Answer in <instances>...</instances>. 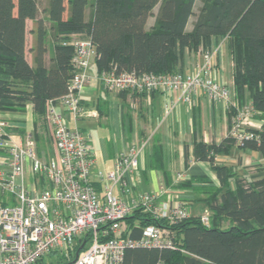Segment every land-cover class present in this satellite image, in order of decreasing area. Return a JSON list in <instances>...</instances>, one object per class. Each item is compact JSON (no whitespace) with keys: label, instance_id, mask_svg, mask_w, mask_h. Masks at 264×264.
<instances>
[{"label":"trees","instance_id":"1","mask_svg":"<svg viewBox=\"0 0 264 264\" xmlns=\"http://www.w3.org/2000/svg\"><path fill=\"white\" fill-rule=\"evenodd\" d=\"M195 1L47 0L40 12V0H0V112L23 111L31 104L43 121L47 101L66 93L73 74V50L65 44L71 35L91 39L98 74L183 72L185 49L227 39L234 101L237 106L244 100L252 104L260 128H249L254 137L241 144L228 133L217 144L194 143V160L208 163L218 181L214 186L204 175L194 177L204 182L197 188L205 194L200 201L208 210V223L201 222V215H190L170 227L173 248H130L122 264H264V163L237 173L216 161L234 146L264 159V0H202L192 29L186 31ZM27 21H32L30 29ZM125 220L132 238L147 225L162 223L140 210ZM67 263L68 258L56 264ZM36 264L53 263L44 258Z\"/></svg>","mask_w":264,"mask_h":264},{"label":"built area","instance_id":"2","mask_svg":"<svg viewBox=\"0 0 264 264\" xmlns=\"http://www.w3.org/2000/svg\"><path fill=\"white\" fill-rule=\"evenodd\" d=\"M65 44L73 50V74L66 93L55 102L47 101L43 121L50 129L55 156L41 158L31 135L23 141L11 139L7 122L0 119V151L6 157L0 164V192L12 199L0 204V264H36L51 254L59 261L68 258L67 264H122L130 248H173L170 227L188 218L189 208L182 200H161L163 188L135 194L130 183L149 139L125 144L115 156L112 171L93 174L95 160L88 137L78 128H70L56 110L58 102L74 120L89 114L81 107V95L90 79L95 47L89 37L79 34L71 35ZM209 59L195 73L109 70L99 73L98 79L109 92H175L177 102L186 105L201 90L226 112L232 110L227 133L241 144L254 137L248 129L253 127L255 111L250 102L237 106L230 88L210 77ZM26 175L31 179L29 186ZM92 176L103 184L102 193L93 185ZM135 210L161 225L149 224L138 238H132L125 219ZM200 220L207 224L209 214L201 215Z\"/></svg>","mask_w":264,"mask_h":264},{"label":"crops","instance_id":"3","mask_svg":"<svg viewBox=\"0 0 264 264\" xmlns=\"http://www.w3.org/2000/svg\"><path fill=\"white\" fill-rule=\"evenodd\" d=\"M46 4L47 0H44L42 9ZM201 5L202 0L195 1L193 15L187 21L186 31L192 29ZM156 10L157 7L154 12ZM153 22L154 18L151 17L147 26L150 27ZM27 25L30 29L33 25L32 21H27ZM47 44L45 58L48 61L51 54L50 39ZM28 45L31 46L30 34ZM27 59L33 65L30 52L27 54ZM208 59L211 68L210 77L218 83L226 84L233 93V61L226 38L213 39L206 48L200 45L197 50L185 49L182 71L195 73ZM89 75L90 79L81 95V107L89 114L74 120L58 102L55 105L70 128H78L84 134L93 126L104 131V138L101 137L97 144L85 134L95 160L92 173L112 171L115 156L125 144L148 138L149 142L139 158V167L130 176L133 192L135 194L157 192L163 188L165 192L160 199L164 202L175 203L185 198L192 206L191 209L189 208L192 216L208 213L207 209L202 213L197 207L204 205L200 199L204 198L205 194L197 188L203 186L204 182L194 177L204 175L214 186H218V181L208 163L194 160L193 145L196 142L219 143L227 133L232 110L226 112L220 103L209 100L201 90L197 92L190 105L178 103V94L169 91H155L148 95L109 92L98 79L99 74L95 71L94 59L89 68ZM0 119L7 122L11 139L23 141L27 135H31L41 158L48 159L55 156L50 129L33 113L31 104H27L23 111L0 112ZM251 124L254 129H259L261 125L255 118L252 119ZM98 148L106 171L97 168ZM232 150L234 153L231 152ZM230 152L232 156L237 154L236 163L230 165L237 173L253 171V165L264 163V159L254 151L234 146ZM5 160V155L0 151V164ZM1 168L6 171L4 165ZM91 178L95 188L102 193L103 184L97 181L95 176ZM25 181L29 186L31 181L29 175H26ZM115 195L119 196V193ZM122 198L128 200L126 197ZM10 202H12L11 196L6 192H0V204Z\"/></svg>","mask_w":264,"mask_h":264},{"label":"rangeland","instance_id":"4","mask_svg":"<svg viewBox=\"0 0 264 264\" xmlns=\"http://www.w3.org/2000/svg\"><path fill=\"white\" fill-rule=\"evenodd\" d=\"M43 1L44 0H40L39 2V10H42V7H43ZM243 102H246L248 103V101L244 100ZM87 136H90V140H92L94 143H98V140L102 137L104 138V131L100 130L99 128L97 127H91L90 129H87L86 133H85ZM103 134V135H102ZM107 133H105L106 135ZM95 144V146H96ZM98 151V155L96 156V159H97V162H98V165H97V168L101 171H106V169H104L105 167H103V164H102V160H101V156H100V151H99V148L96 150V152ZM232 153H234V150L231 151ZM222 154V155H219L218 157V163L219 164H226V165H234L236 163V160H237V154L232 156L233 154ZM249 172V171H248ZM115 193L117 194V190L115 191ZM181 200L185 203V205L188 207V208H192V206L190 205V201L185 199V198H181ZM190 206V207H189ZM197 207H199L198 209H201L202 213L204 212V210L206 209V207L203 205H198ZM201 207V208H200ZM192 212V211H191ZM58 257H56L55 254H51L50 256H47L45 257V261L46 262H52L53 264H56L58 262Z\"/></svg>","mask_w":264,"mask_h":264},{"label":"water","instance_id":"5","mask_svg":"<svg viewBox=\"0 0 264 264\" xmlns=\"http://www.w3.org/2000/svg\"><path fill=\"white\" fill-rule=\"evenodd\" d=\"M76 255H77V253H76Z\"/></svg>","mask_w":264,"mask_h":264}]
</instances>
